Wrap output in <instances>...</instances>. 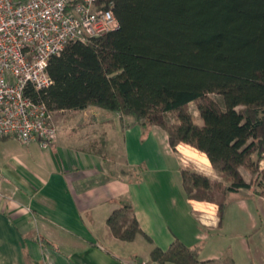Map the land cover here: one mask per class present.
I'll list each match as a JSON object with an SVG mask.
<instances>
[{
  "label": "trees",
  "instance_id": "16d2710c",
  "mask_svg": "<svg viewBox=\"0 0 264 264\" xmlns=\"http://www.w3.org/2000/svg\"><path fill=\"white\" fill-rule=\"evenodd\" d=\"M97 4L112 8L120 28L69 43L50 61L52 86L33 98L54 112L101 108L124 122L131 119L124 127L161 128L176 151L186 144L205 154L221 181L184 169L183 186L190 200L219 204V226L229 193L253 188L264 197V168L259 167L264 161V0ZM191 104L203 125L190 112ZM242 167L256 175L255 183L245 179ZM127 171L121 173L132 175ZM107 223L121 241L142 236L152 243L128 201ZM150 261L202 264L199 251L180 241L167 250L155 247ZM133 262L143 264L140 258Z\"/></svg>",
  "mask_w": 264,
  "mask_h": 264
},
{
  "label": "crops",
  "instance_id": "0c3cea01",
  "mask_svg": "<svg viewBox=\"0 0 264 264\" xmlns=\"http://www.w3.org/2000/svg\"><path fill=\"white\" fill-rule=\"evenodd\" d=\"M56 120L58 139L48 148L11 138L0 142V264H134L135 258L157 264L149 262L155 247L167 250L180 241L198 250L209 238L206 231L223 227L218 221L208 230L184 190L182 171L199 172L190 167L197 155L174 150L161 128L124 127L132 120L96 107L58 111ZM203 156L204 175L221 181ZM245 191L240 211L249 215L247 199L255 196L261 214L264 197ZM125 201L152 243L113 235L107 221ZM241 242L249 249L248 240Z\"/></svg>",
  "mask_w": 264,
  "mask_h": 264
},
{
  "label": "built area",
  "instance_id": "2783aa9c",
  "mask_svg": "<svg viewBox=\"0 0 264 264\" xmlns=\"http://www.w3.org/2000/svg\"><path fill=\"white\" fill-rule=\"evenodd\" d=\"M119 28L112 8H100L97 0H0V142L56 143L54 111L32 95L52 86L50 61L71 42Z\"/></svg>",
  "mask_w": 264,
  "mask_h": 264
},
{
  "label": "rangeland",
  "instance_id": "374dc122",
  "mask_svg": "<svg viewBox=\"0 0 264 264\" xmlns=\"http://www.w3.org/2000/svg\"><path fill=\"white\" fill-rule=\"evenodd\" d=\"M214 98L219 101V97L214 95ZM189 110L194 116L196 122L199 125H203V121L200 118L196 104H191ZM54 120H56V112H54ZM179 153L183 154L186 149L194 152L196 154L195 163L190 162V167H197L198 171L205 173L203 161V153L199 152L195 148L181 144L178 146ZM205 155V154H204ZM206 156V155H205ZM200 167L202 169H200ZM260 169L264 168V161L260 163ZM124 170V169H123ZM202 170V171H201ZM195 171V170H194ZM243 174L245 175L246 180L255 183L256 175L251 174L249 170L242 167ZM127 172H131L128 170ZM227 185V184H226ZM224 185V186H226ZM249 194L247 191L236 193H229L227 200V208L225 210V216L223 221V227L220 230H214L212 232H205L209 234V238L203 239L197 246L199 250V260H206L207 257L214 255L215 259L213 261H205L202 264H262L264 255V207L261 214L258 212V204L256 203V197H249L247 199L248 203L251 206L250 214L247 215L240 211L238 198L241 196H246ZM195 201L193 207L198 212L201 211L202 218L205 220L204 224L208 227V230L212 228L217 229L219 226L217 223H213L210 214H217V218L220 221V211L219 204L208 201ZM262 209V208H261ZM203 210V211H202ZM253 216L256 219V226ZM216 218H214L215 221ZM214 226V227H213ZM248 240L249 249L242 244L241 240ZM196 246V247H197ZM136 248V249H135ZM137 252L142 248L140 246L133 247ZM149 260V259H148ZM151 262V261H149ZM152 263V262H151Z\"/></svg>",
  "mask_w": 264,
  "mask_h": 264
}]
</instances>
